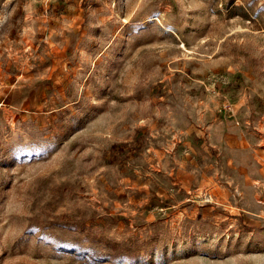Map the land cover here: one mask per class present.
Here are the masks:
<instances>
[{
  "label": "rangeland",
  "instance_id": "1",
  "mask_svg": "<svg viewBox=\"0 0 264 264\" xmlns=\"http://www.w3.org/2000/svg\"><path fill=\"white\" fill-rule=\"evenodd\" d=\"M0 264H264V0H0Z\"/></svg>",
  "mask_w": 264,
  "mask_h": 264
},
{
  "label": "built area",
  "instance_id": "2",
  "mask_svg": "<svg viewBox=\"0 0 264 264\" xmlns=\"http://www.w3.org/2000/svg\"><path fill=\"white\" fill-rule=\"evenodd\" d=\"M46 1H50V0H46Z\"/></svg>",
  "mask_w": 264,
  "mask_h": 264
}]
</instances>
